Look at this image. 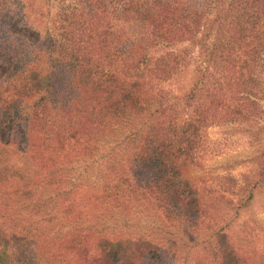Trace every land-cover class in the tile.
Wrapping results in <instances>:
<instances>
[{"label": "trees", "instance_id": "trees-1", "mask_svg": "<svg viewBox=\"0 0 264 264\" xmlns=\"http://www.w3.org/2000/svg\"><path fill=\"white\" fill-rule=\"evenodd\" d=\"M35 1L0 0V155L10 145L30 152L38 175L0 166L3 197L10 182L21 183L13 194L40 184L63 188L73 158L87 167L104 156V199H118L124 210L147 206L169 228L181 224L189 251L179 254L183 235L172 251L170 234L164 244L152 233L119 237L84 226L70 239L84 264H249L232 240L230 217L218 215L219 198L205 200L183 167L198 160L209 125L251 117L246 104L256 112L246 83L256 81L264 46V0H78L53 15ZM122 17L142 30L120 29ZM188 39L198 51L193 65ZM189 72L188 91L164 89Z\"/></svg>", "mask_w": 264, "mask_h": 264}, {"label": "rangeland", "instance_id": "rangeland-1", "mask_svg": "<svg viewBox=\"0 0 264 264\" xmlns=\"http://www.w3.org/2000/svg\"><path fill=\"white\" fill-rule=\"evenodd\" d=\"M77 1L51 0L50 5L36 0L34 3L36 7L46 6L53 15L61 8L72 11ZM139 24L132 18L117 19L118 27L128 33H139L142 30ZM185 45L189 50L190 64H196L198 51L193 39H188ZM207 65V62L203 63V66ZM254 67L256 81L246 85L252 88L256 112L252 111L254 106L246 104L251 117L231 118L209 125L202 133L198 160L185 165L183 175L199 186L205 200L219 198L217 206L221 213L218 215L228 214L230 217L232 240L240 254L249 258V264H264V46ZM191 75L189 72L179 80L162 85L167 91L186 92L192 85ZM4 125L5 121L0 120V147L6 134ZM14 148L18 149V146L10 145L7 154L0 155V159L5 160L0 166L10 165L22 170L26 177L35 174L30 164V152H17ZM168 148L166 144L165 149ZM72 160L70 171H65L60 178L63 188L40 184L13 194L20 190L21 183L10 182L7 199L0 188V264H84L82 256L75 257V252L70 251L73 245L70 239L84 226L94 232L119 237L152 233L164 244L165 236L170 234L171 250L174 245L178 246L174 241L177 240L176 234L186 237L184 226L172 224L169 228V224L162 223L147 206L134 204L133 209L124 210L117 206L118 199H104V156L87 163V167L83 160ZM70 181L90 183L91 186L82 190L78 184L79 187L72 188ZM245 189L252 193L247 201L243 200ZM32 190L35 194H30ZM67 190L73 192L78 205L76 211H69L72 207ZM206 224L209 223L206 221ZM90 239L93 241L94 237L90 235ZM182 242L184 250L180 252L182 249H178V252L184 258L189 251L188 238ZM26 257H31V261Z\"/></svg>", "mask_w": 264, "mask_h": 264}]
</instances>
